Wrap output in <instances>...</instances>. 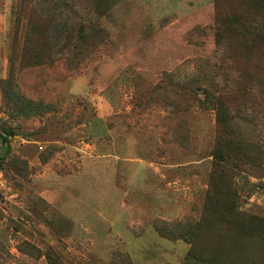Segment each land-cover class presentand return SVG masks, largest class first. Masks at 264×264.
<instances>
[{"label": "rangeland", "instance_id": "374dc122", "mask_svg": "<svg viewBox=\"0 0 264 264\" xmlns=\"http://www.w3.org/2000/svg\"><path fill=\"white\" fill-rule=\"evenodd\" d=\"M263 28L264 0H0V264H201L156 225L200 221L207 75ZM244 208L264 217V190Z\"/></svg>", "mask_w": 264, "mask_h": 264}, {"label": "trees", "instance_id": "16d2710c", "mask_svg": "<svg viewBox=\"0 0 264 264\" xmlns=\"http://www.w3.org/2000/svg\"><path fill=\"white\" fill-rule=\"evenodd\" d=\"M237 26L244 38L247 33L256 34L251 24L240 22ZM257 35L261 37L260 45L245 41L242 48L247 52L243 56L224 58L221 69L207 75L219 77V82L215 79L210 84L218 95V128L200 221L156 225L162 236L192 244L187 262L264 264V217L244 208L252 196L264 190V166L241 150L249 142L258 153L264 152V96L260 93L264 57L254 53L256 49L264 50V28ZM230 65L245 68L235 71L237 77L231 78L227 72ZM0 137L9 147V136ZM122 257L123 264H132L127 256Z\"/></svg>", "mask_w": 264, "mask_h": 264}]
</instances>
